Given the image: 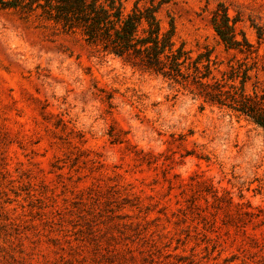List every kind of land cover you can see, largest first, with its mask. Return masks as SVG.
<instances>
[{"label":"rangeland","instance_id":"rangeland-1","mask_svg":"<svg viewBox=\"0 0 264 264\" xmlns=\"http://www.w3.org/2000/svg\"><path fill=\"white\" fill-rule=\"evenodd\" d=\"M220 2L255 52L224 47ZM171 10L180 41L214 49L217 76L245 60L264 89V0ZM0 264H264V131L0 9Z\"/></svg>","mask_w":264,"mask_h":264},{"label":"trees","instance_id":"trees-1","mask_svg":"<svg viewBox=\"0 0 264 264\" xmlns=\"http://www.w3.org/2000/svg\"><path fill=\"white\" fill-rule=\"evenodd\" d=\"M174 3L135 0L128 8L125 0H0V9L34 17L55 34L72 36L96 54L114 56L133 68L161 76L203 106L226 109L264 131V89L248 87L255 63L230 61L228 69L217 76L218 61L212 47L204 46L194 53L178 39L176 16L171 10ZM239 21L223 2L212 11L211 24L224 47L249 55L255 52L254 45L238 28ZM252 26L258 41L264 42V27ZM214 196L222 208L224 199L217 189ZM227 202L231 205L233 197ZM237 205L251 207L248 201ZM245 213L259 216L252 210Z\"/></svg>","mask_w":264,"mask_h":264}]
</instances>
